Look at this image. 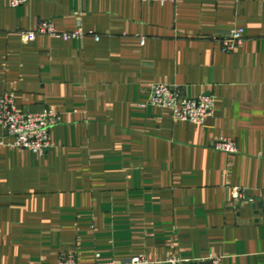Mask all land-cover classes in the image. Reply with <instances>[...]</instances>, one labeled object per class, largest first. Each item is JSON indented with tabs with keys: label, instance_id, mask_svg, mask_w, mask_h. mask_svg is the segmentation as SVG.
I'll return each instance as SVG.
<instances>
[{
	"label": "crops",
	"instance_id": "1",
	"mask_svg": "<svg viewBox=\"0 0 264 264\" xmlns=\"http://www.w3.org/2000/svg\"><path fill=\"white\" fill-rule=\"evenodd\" d=\"M40 21L84 36L24 42ZM154 85L213 111L175 120L147 104ZM4 94L59 121L42 156L0 130V264H264V0H0Z\"/></svg>",
	"mask_w": 264,
	"mask_h": 264
},
{
	"label": "built area",
	"instance_id": "2",
	"mask_svg": "<svg viewBox=\"0 0 264 264\" xmlns=\"http://www.w3.org/2000/svg\"><path fill=\"white\" fill-rule=\"evenodd\" d=\"M30 0H9L15 8ZM142 3L175 4L177 0H138ZM37 34L59 38L63 41L77 40L84 36L81 30L72 33H59L49 21H40L35 30L22 34L24 42H33ZM97 40V38H96ZM244 41V31L234 29L227 38L221 40V51L234 52ZM147 104L169 110L175 120L201 125L211 115L214 107L210 96L201 95L194 99L184 97L180 90L173 86L154 85L148 96ZM59 116L52 110L45 109L38 113H23L15 109V97L12 94L0 96V130L8 139L6 146L11 149L29 150L34 155L42 156L50 148V133L58 123ZM216 151L228 155L237 153L233 140L220 138L212 146ZM96 257H99L96 255ZM58 264H77L76 258L69 253L60 256ZM110 264H220V258L209 257L205 260L184 262L171 257L162 263H151L141 256L130 258L121 263Z\"/></svg>",
	"mask_w": 264,
	"mask_h": 264
}]
</instances>
